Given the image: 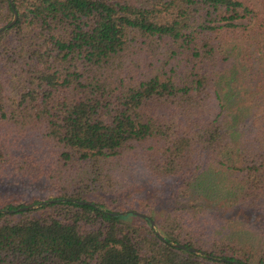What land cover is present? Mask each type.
Returning <instances> with one entry per match:
<instances>
[{
    "label": "trees",
    "instance_id": "16d2710c",
    "mask_svg": "<svg viewBox=\"0 0 264 264\" xmlns=\"http://www.w3.org/2000/svg\"><path fill=\"white\" fill-rule=\"evenodd\" d=\"M15 13L0 181L55 202L0 196V264H264V0H0V28ZM138 169L231 217L196 204L159 224L148 201L89 198Z\"/></svg>",
    "mask_w": 264,
    "mask_h": 264
},
{
    "label": "rangeland",
    "instance_id": "374dc122",
    "mask_svg": "<svg viewBox=\"0 0 264 264\" xmlns=\"http://www.w3.org/2000/svg\"><path fill=\"white\" fill-rule=\"evenodd\" d=\"M31 140L32 141L23 140L21 144L25 147H31L40 141L39 138L36 137ZM8 183L9 181H0V196L6 195L8 193L21 194L23 203H29L32 199H38L44 202L53 197V195L48 193L41 194L37 192V189H33L32 187L24 188L21 185H12ZM89 198L92 200L105 199L106 201L110 202L112 207L116 210L123 208L126 210L134 209L140 205V201H148L152 204L153 216L159 224L164 222L167 214L174 208L183 206L188 207L196 204L203 205V207L208 209V211H210L212 214H217L222 218L231 217L232 214L229 213V211H226L224 208L219 210V205H216L205 197L200 196V194L196 191H190L188 193L181 192L175 181L151 180L142 169H138L136 180L133 186L125 188L121 192L114 195L93 194ZM225 224V227L222 226L219 228L224 230L226 233H230L231 237L233 238H243V235L236 231L238 227L237 224Z\"/></svg>",
    "mask_w": 264,
    "mask_h": 264
},
{
    "label": "water",
    "instance_id": "95a60500",
    "mask_svg": "<svg viewBox=\"0 0 264 264\" xmlns=\"http://www.w3.org/2000/svg\"><path fill=\"white\" fill-rule=\"evenodd\" d=\"M16 21H17V14L15 13V17H14L13 21H12L11 23H9L8 25H6V26L0 28V35H1L2 33L6 32V31H7L8 29H10L11 27H13V26L15 25ZM51 202H55V201H51ZM51 202L44 201V202H42L40 205H41V206H42V205H46V204L51 203ZM81 203H85V202H81ZM28 208H29V207H28ZM1 212H3V213H7V211H1ZM130 212H131L132 214H134L135 216H137V217L143 219V220H149L148 216H146V215H144V214H142V213L134 212V211H130ZM122 214H127V212H123ZM151 225H152V227L155 229L157 235H158L161 239L164 240V237L160 234L159 229H158V226L156 225V223H155L154 221H152V222H151ZM171 245H172L173 247L177 248V249H182L183 251H186V252H190V253L196 254V255H198V256H200V257H204V258L211 259V260H214V261H223V262H225V260H222V259H219V258H215V257H211V256H209V255H206V254L200 252V251H197V250H195V249H191V248H187V247H185V246H183V245H179V244H175V243H171ZM236 264H237V263H236Z\"/></svg>",
    "mask_w": 264,
    "mask_h": 264
}]
</instances>
